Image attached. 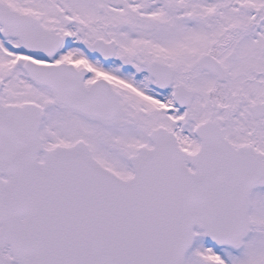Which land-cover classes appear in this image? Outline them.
Here are the masks:
<instances>
[{"label":"snow or ice","instance_id":"6c2138e0","mask_svg":"<svg viewBox=\"0 0 264 264\" xmlns=\"http://www.w3.org/2000/svg\"><path fill=\"white\" fill-rule=\"evenodd\" d=\"M0 264H264V0H0Z\"/></svg>","mask_w":264,"mask_h":264}]
</instances>
